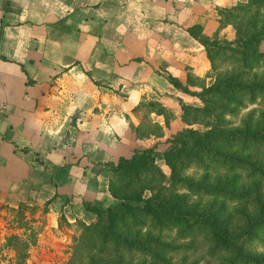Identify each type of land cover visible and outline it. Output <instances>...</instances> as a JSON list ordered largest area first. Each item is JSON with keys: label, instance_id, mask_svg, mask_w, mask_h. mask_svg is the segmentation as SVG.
Returning <instances> with one entry per match:
<instances>
[{"label": "crops", "instance_id": "0c3cea01", "mask_svg": "<svg viewBox=\"0 0 264 264\" xmlns=\"http://www.w3.org/2000/svg\"><path fill=\"white\" fill-rule=\"evenodd\" d=\"M244 2L0 0V264H14L7 236L69 239L61 217L87 223L83 203H108L107 165L149 147L132 131L137 105L169 108L186 93L164 75L209 68L187 28L231 40L216 8Z\"/></svg>", "mask_w": 264, "mask_h": 264}, {"label": "trees", "instance_id": "16d2710c", "mask_svg": "<svg viewBox=\"0 0 264 264\" xmlns=\"http://www.w3.org/2000/svg\"><path fill=\"white\" fill-rule=\"evenodd\" d=\"M250 5L264 7V0H246L244 4L238 3L233 7L216 8L219 24H231L234 29V38L231 40L220 38L216 33L205 36L201 34L199 25L187 28L188 34L203 47L210 70L217 69L220 63L217 59L226 61L225 64L232 67L220 73L215 72L213 82L208 86L200 84L199 92L188 89V86H193L190 76L186 78L185 83H181L168 74L164 75L167 82L176 90L195 96L202 104L191 107L180 102L181 120L184 123L201 122L188 116V110H191L194 115L202 114L218 119L219 124L225 125L227 122L222 119L224 113H233L234 106L242 96L245 94L253 96L261 86H264V80H261V83L247 81L243 77L244 68L257 65L259 59L264 60V51L259 48L261 42L259 35L264 29L259 26L251 27L249 30L247 27L238 26L239 20H234L240 16L243 8ZM141 104L153 107L157 103L140 102ZM163 110L159 107L153 111L163 115ZM163 119L165 122L164 115ZM217 128L209 127L203 131L183 128L176 136L167 140L168 145L161 151H154L153 146L135 148L128 156H120L114 164L109 163L107 166L117 175V179L125 182V185L131 184L134 189L130 185L132 189H129L126 195L119 196L120 201L117 205L108 206L104 210L83 203L84 209L93 212L96 218L89 224L74 221L82 227L80 233L82 246L77 249L81 252L77 254L76 251L74 254L77 256L76 264H146L144 260H132L134 253L145 257L150 255L152 257L150 263L163 262L164 254L176 248L172 245L174 239L159 240L151 233L161 232L166 228H176L179 237H189V243L197 237L199 231L205 230L208 252L212 255L225 253L227 264H264V255H252L244 245L248 236L258 227L264 226V213L259 212L258 219L245 217L241 228L230 229L217 212L208 208L197 210L187 206L188 194L224 198L227 195L233 196L234 190L233 187H224L230 184L231 180L222 185H218L216 181L214 184L211 183L212 185H205L202 183L203 178L190 180L182 170L185 168L184 158L187 160L186 163L193 162L197 166L203 157L206 155L210 157L208 154L210 145L217 147L215 142L219 145L228 142L257 145L264 142V121L258 129L252 130L229 128L227 131H224L225 129L220 131ZM132 131L136 138L155 134V131L151 130L142 132V123L132 127ZM155 154H159L168 167L167 176L155 166ZM212 154L221 156L223 161L233 167L245 168L248 165L237 156L236 150L228 152L213 150ZM214 155L212 156L216 159ZM177 188H183L185 192L178 193L175 191ZM144 190L148 191L146 195L143 193ZM109 193L116 196L111 186ZM240 194L236 192V196L239 197ZM259 210L262 211L263 207L260 206ZM142 226H146L143 233L140 230ZM30 236L33 237L32 233L25 240L13 234L5 238L3 246L14 251V264H24L27 253L23 249L25 243L30 241L28 240ZM70 259L71 263L67 261L65 264H72Z\"/></svg>", "mask_w": 264, "mask_h": 264}, {"label": "rangeland", "instance_id": "374dc122", "mask_svg": "<svg viewBox=\"0 0 264 264\" xmlns=\"http://www.w3.org/2000/svg\"><path fill=\"white\" fill-rule=\"evenodd\" d=\"M239 17L240 19H238ZM239 17L234 20H239L240 23L238 26L240 27H247L251 30V27L256 28L261 26L264 29V7L261 5H250L249 7L243 8V10L240 11ZM259 37L261 38L259 48L264 51V32L259 35ZM217 60L220 63H218V67L215 71L210 70L209 67L203 77L190 75V81L193 82V86L190 87L191 91L199 92L200 84L208 86L213 82L215 72L220 73L225 69L232 67L225 64L226 61H222L220 59ZM243 77L247 79V81H263L264 60L261 61L259 59L257 65L244 68ZM169 100V103L172 105L169 108L160 106L159 102H154L158 105L156 104L153 107L148 105L144 106L142 104L137 105L138 114L141 117L140 123H142V132L149 130L155 131V134H149L148 136L138 139L145 140L144 142L148 144L149 147L153 146L154 151L163 150L168 145L167 140L176 136V134L183 128H191L200 131L208 129L209 127H215V129L220 127L217 128L220 129V131L222 129L227 131L229 128H245L252 130L258 129L264 121V86H261L253 96L252 94H245L242 96L238 104L234 106L233 113H224L222 119L227 122L225 125L219 124L220 122H218V119L206 117L202 114L194 115L191 110H188V116L201 122H194L190 124L184 123L181 120L180 102L191 105V107L201 106V102L195 96L189 94L182 95L181 97H169ZM144 102L147 103L148 101ZM174 105L176 106L174 107ZM159 107L164 109L163 115L166 120L165 122L163 115L150 113V110H157ZM218 124L220 126H218ZM148 138L152 140H146ZM214 144H217V147H213V144L210 145V151L208 152L210 157L208 155L203 157L202 162H200L197 166H195L196 164L193 162H190L189 164L186 163L187 160L184 158L185 164H183V167L185 168L182 169L183 173L190 180L203 178L202 183L205 185H212L211 183L214 181H216L215 183L218 185H222L224 182L231 180L230 184H226L224 187H233L234 195H227L223 198L204 194H188L186 203L189 208L190 206L197 210L208 208L211 211L217 212L219 216L223 218V223L227 227L230 229H238L241 228L245 217L247 219H258L260 218L259 212L264 213V142L263 144L257 145H251L249 143L232 144L231 142L225 143L224 145H219L217 142ZM213 150L219 152L236 150L237 156L242 161L247 162L248 165L245 168L233 167L223 161L221 156L212 154ZM212 155H214L216 159L213 158ZM160 157L161 156L159 154H155L154 164L163 173V175L167 176L169 174V169ZM104 176L106 179L105 195L108 198L105 202L108 203L101 204L100 200L99 202L97 201L98 203H96V201L87 202L88 205L97 207L100 210H104L108 206L117 205L120 201L119 196L126 195L127 191L133 187L131 184L130 185L132 187L127 184L125 185V182L123 181L120 182L117 179V175H115L109 168H107V173H105ZM109 184H111L110 186L116 193V196L109 193ZM175 191L178 193L185 192L183 188H177ZM236 192L241 193L239 197L236 196ZM143 193L146 195L148 191L144 190ZM260 206L263 207L262 211L259 210ZM91 213L93 214L91 221L85 219L87 223L81 222L84 224L94 222L96 216L93 212ZM60 225L65 227L64 232L67 233V236L69 235V239L56 241L54 243L50 241L36 243L35 241H32L33 237L30 236L28 239L30 241L25 243V247L23 249L26 253L29 251V254L27 255L28 261H24V264H65L69 261V258L72 259V264H76L78 262L77 256L74 254L77 249L82 246L80 244V233L82 232V227L77 223H73L70 226L62 217L60 219ZM147 227L149 228L148 225ZM144 229H146V226L141 227V233L144 232ZM177 233L176 228H166L161 232L154 231L151 233L153 237L157 236L159 240L165 241L174 239L172 245H175L176 248L164 254L165 258L163 262L158 263V261H154L153 263H150L152 260L150 255L145 257L139 255L138 253H134L131 259L134 261L144 260L146 264H227L225 260V253L212 255L208 252L205 230L199 231L197 237L190 243L188 240L189 237L181 238L177 235ZM244 245L252 255H264V226L258 227L250 236H248V239H245L244 241ZM32 246L34 249L37 248L36 253H34L33 250H31L32 252L30 251ZM42 249L44 250L42 251ZM80 252L81 250L77 251V254Z\"/></svg>", "mask_w": 264, "mask_h": 264}]
</instances>
